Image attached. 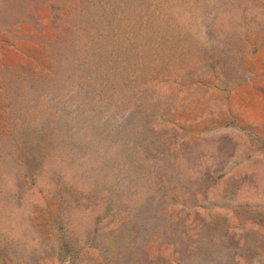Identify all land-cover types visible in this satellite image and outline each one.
<instances>
[{"label":"rangeland","instance_id":"1","mask_svg":"<svg viewBox=\"0 0 264 264\" xmlns=\"http://www.w3.org/2000/svg\"><path fill=\"white\" fill-rule=\"evenodd\" d=\"M0 264H264V0H0Z\"/></svg>","mask_w":264,"mask_h":264}]
</instances>
